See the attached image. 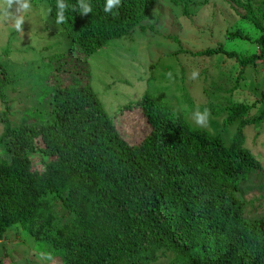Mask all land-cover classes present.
<instances>
[{"label": "trees", "instance_id": "trees-1", "mask_svg": "<svg viewBox=\"0 0 264 264\" xmlns=\"http://www.w3.org/2000/svg\"><path fill=\"white\" fill-rule=\"evenodd\" d=\"M37 2L56 21V0ZM78 2L65 0L72 8L59 23L72 45L49 59L40 86L46 92L18 124L9 117V74L0 59V240L18 226L58 264H264V215L246 217L243 200L263 173L245 127H259L264 115L248 121L244 103L223 109L226 126L242 120L241 133L227 141L194 127L188 107L149 94L109 114L92 88L89 59L137 27L147 31L140 25L157 0H121L115 15L103 12L105 0H90L93 11L81 15ZM228 2L260 34L253 41L259 54L242 59L221 47L196 55L234 59L239 83L264 63V0ZM228 39L251 42L240 30ZM48 68L57 70L53 85ZM135 111L148 131L133 145L117 121ZM0 264L17 263L4 254Z\"/></svg>", "mask_w": 264, "mask_h": 264}, {"label": "rangeland", "instance_id": "rangeland-1", "mask_svg": "<svg viewBox=\"0 0 264 264\" xmlns=\"http://www.w3.org/2000/svg\"><path fill=\"white\" fill-rule=\"evenodd\" d=\"M195 1L202 5L174 6L169 0H157L158 6L140 25L148 27L147 31L137 27L89 59L92 88L109 114L149 94L174 107L178 104L188 107L187 119L194 127L205 128L228 141L241 133L242 120L226 126L227 113L222 114L223 109L244 103L251 110L248 121L264 115V63L246 70V79L238 83L240 66L234 59L223 54L212 57L196 54L222 47L226 53L236 52L242 59L250 58L259 54L260 47L253 41L258 40L260 34L250 23L239 20L228 0ZM261 1L255 0V3ZM23 2L0 0V59L9 74L3 91L10 102L9 117L16 124L46 92L45 86L43 90L40 86L49 59L68 51L72 45L63 27L51 18L46 4L27 0L30 8L25 11L21 7ZM19 17L24 22L17 30L14 25ZM236 30L249 36L251 42L229 40V34ZM69 58L75 63L74 54ZM193 71L198 72L196 79L191 77ZM51 72L57 70L48 68L49 84L53 85L56 80ZM197 107L201 111L208 109L206 127L196 125L190 118ZM5 111V104L0 101V114ZM261 123L259 127H245L246 146L263 165V173L245 187L244 214L248 218L264 215V120ZM117 128L133 145L148 131L139 111L125 114L117 121ZM3 131L0 122V137ZM258 136H261L260 143L256 145ZM39 250L30 235L18 226L0 240V258L7 254L17 264H58L57 261L49 262Z\"/></svg>", "mask_w": 264, "mask_h": 264}, {"label": "clouds", "instance_id": "clouds-1", "mask_svg": "<svg viewBox=\"0 0 264 264\" xmlns=\"http://www.w3.org/2000/svg\"><path fill=\"white\" fill-rule=\"evenodd\" d=\"M121 4V0H105L103 5V12L107 14L115 15L116 11L119 9ZM22 9L27 11L30 8V4L27 2V0H24V2L21 5ZM72 6L65 3V0H56V22L57 23H63L66 19L65 17V10L70 9ZM77 10L81 15H86L88 13H91L93 11L92 5L90 3V0H79ZM24 20L22 17H19L15 21V28L19 30L23 24ZM198 76L197 71H193L191 73L192 79H196ZM190 118L194 123L201 127H206L208 125L209 120V112L208 109L205 108L203 111H201L198 107L195 108L190 113Z\"/></svg>", "mask_w": 264, "mask_h": 264}]
</instances>
